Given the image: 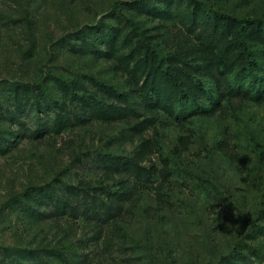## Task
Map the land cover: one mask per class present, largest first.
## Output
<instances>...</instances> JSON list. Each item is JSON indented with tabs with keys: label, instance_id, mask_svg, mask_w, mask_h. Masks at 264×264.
<instances>
[{
	"label": "rangeland",
	"instance_id": "obj_1",
	"mask_svg": "<svg viewBox=\"0 0 264 264\" xmlns=\"http://www.w3.org/2000/svg\"><path fill=\"white\" fill-rule=\"evenodd\" d=\"M177 1L0 0V264H264V0Z\"/></svg>",
	"mask_w": 264,
	"mask_h": 264
},
{
	"label": "trees",
	"instance_id": "obj_2",
	"mask_svg": "<svg viewBox=\"0 0 264 264\" xmlns=\"http://www.w3.org/2000/svg\"><path fill=\"white\" fill-rule=\"evenodd\" d=\"M189 6H190V4H189L188 0H178L176 3L172 4L169 7L168 12L166 13L167 24L174 25L178 22L181 23V22H184L185 20H187V17L190 14V7ZM209 43H213V41L211 40V41H209ZM123 48H124L123 43H121V49L118 50V52L123 51ZM29 88L16 86L15 90H14V93H15L14 100H12V102L9 100V103L11 105H13L14 102H16V104L20 103L23 100H21L19 98V94L22 95V98L24 99L25 98L24 95L27 96V92L31 93V97H34L37 89H35V87H29ZM28 96H30V95H28ZM232 97L235 99L240 98V91L239 90H233L232 91ZM26 107H29V109L30 108L36 109L37 113H40V103H34L30 106L25 105V110H27ZM7 112H8V110L2 111V113H7ZM0 119H1V117H0ZM4 122H5V120H4ZM13 122L10 124L11 125H17V126L21 125V127L24 126V123H20V120H17V121L13 120ZM25 134L29 138H35V140L40 138V135L38 136L37 133L32 134L30 131H26ZM15 146L16 145L13 146V144H10V146H8V148L6 149V148L2 147V145L0 144V155L3 156L5 154H7L9 152V150ZM36 193L38 194V197L35 196V199H34L35 201L33 202L34 204L38 203V201L40 200V198H39L40 193L45 194V191H44V189L42 191L38 190ZM36 193L33 192L31 195H29V192L26 191L24 193L25 194L24 196H28L29 198H32L31 196L35 195ZM116 203H117V198L110 200V204L113 206V209L111 210V212H113V214H115L117 217H120L122 214L121 213L122 209L120 207L118 208ZM100 204L102 205L101 201L96 202V205L99 206ZM27 213H28V218L31 220H35V218L40 219V203H39V205L34 206V207L29 204V206L27 207ZM40 255H42V257L50 256V257H54V258H58V259L60 258V256H56L54 253H41L40 254V253H36L34 251L26 252L24 255H22V257L25 258L24 260L30 259L33 262V264H43V261L40 262ZM133 261L134 260L131 259V262H133Z\"/></svg>",
	"mask_w": 264,
	"mask_h": 264
},
{
	"label": "clouds",
	"instance_id": "obj_3",
	"mask_svg": "<svg viewBox=\"0 0 264 264\" xmlns=\"http://www.w3.org/2000/svg\"><path fill=\"white\" fill-rule=\"evenodd\" d=\"M227 227H231V225H228Z\"/></svg>",
	"mask_w": 264,
	"mask_h": 264
}]
</instances>
